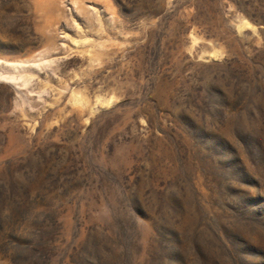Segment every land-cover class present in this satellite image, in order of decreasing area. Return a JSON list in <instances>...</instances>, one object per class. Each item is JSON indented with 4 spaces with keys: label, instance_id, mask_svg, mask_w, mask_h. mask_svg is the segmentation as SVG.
<instances>
[{
    "label": "rangeland",
    "instance_id": "rangeland-1",
    "mask_svg": "<svg viewBox=\"0 0 264 264\" xmlns=\"http://www.w3.org/2000/svg\"><path fill=\"white\" fill-rule=\"evenodd\" d=\"M0 264H264V0H0Z\"/></svg>",
    "mask_w": 264,
    "mask_h": 264
}]
</instances>
